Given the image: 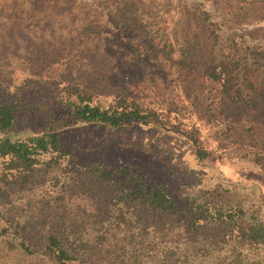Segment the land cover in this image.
I'll use <instances>...</instances> for the list:
<instances>
[{
    "label": "trees",
    "instance_id": "1",
    "mask_svg": "<svg viewBox=\"0 0 264 264\" xmlns=\"http://www.w3.org/2000/svg\"><path fill=\"white\" fill-rule=\"evenodd\" d=\"M91 3L105 21L79 25L76 45L67 35L36 46L59 53L32 74L7 64L18 83L0 70V250L21 264H264L255 206L220 184L179 202L150 165L81 159L71 137L85 125L154 127L186 140L198 162L217 150L262 161L264 0ZM47 19L20 17L38 32ZM108 25L149 77L89 80L58 58Z\"/></svg>",
    "mask_w": 264,
    "mask_h": 264
},
{
    "label": "rangeland",
    "instance_id": "2",
    "mask_svg": "<svg viewBox=\"0 0 264 264\" xmlns=\"http://www.w3.org/2000/svg\"><path fill=\"white\" fill-rule=\"evenodd\" d=\"M93 7L90 0H76L69 7L54 0H41L37 5H31L29 0H0V70L5 75L2 82H19L14 74H7V64H12L16 71L32 74L59 53L33 52L36 46H45L49 42L56 44L59 38L67 35L72 36L71 44L76 45L79 25L104 23L105 18ZM21 16L49 19L38 32L32 22L21 21ZM103 34V39L81 37L84 44L80 52H74V56L61 52L64 57L58 58L69 60L80 75L89 80L106 73L108 80L124 84L130 79L136 83L142 81V74L144 78L150 76V73L142 72L140 52L122 42L119 30L108 25ZM71 137L77 144L74 150L81 159L150 165L168 183L179 202L200 189L220 184L226 188L228 199L243 206H255L264 220V159L254 163L246 158L226 157L217 150L198 162L186 140L154 127L128 126L123 130H110L85 125ZM21 258L17 253L0 250V264H21Z\"/></svg>",
    "mask_w": 264,
    "mask_h": 264
}]
</instances>
